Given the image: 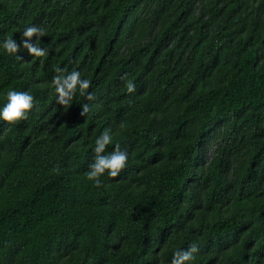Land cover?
Instances as JSON below:
<instances>
[{"label":"trees","instance_id":"trees-1","mask_svg":"<svg viewBox=\"0 0 264 264\" xmlns=\"http://www.w3.org/2000/svg\"><path fill=\"white\" fill-rule=\"evenodd\" d=\"M31 25L45 55L0 48V106L35 97L0 122V264H264V0H0V42ZM105 128L129 159L97 186Z\"/></svg>","mask_w":264,"mask_h":264},{"label":"clouds","instance_id":"clouds-1","mask_svg":"<svg viewBox=\"0 0 264 264\" xmlns=\"http://www.w3.org/2000/svg\"><path fill=\"white\" fill-rule=\"evenodd\" d=\"M43 34L44 29L37 25H31L24 29V38L19 42L13 37H8L0 42V48L9 55H15L17 59H21L18 55L21 49H27L31 55L43 56L46 54V50L40 48L33 40V37L39 39ZM54 84L59 102L65 105L71 104L77 91L83 94L91 86V82L82 78L79 71H73L65 77H56ZM132 90V84L129 82L128 91ZM34 104L35 97L30 92L9 90L6 93V102L0 106V122L15 124L26 120L30 110L34 108ZM84 108L87 111V105H84ZM113 141V133L109 128H105L95 140L93 149L95 155L89 166L90 170L87 173V178L97 186L105 174L113 178L118 177L127 166L129 154L126 149H122L119 144H116L113 150H107L108 146L113 144ZM199 251L200 249L196 244L190 245L187 249L178 250L172 264H192Z\"/></svg>","mask_w":264,"mask_h":264}]
</instances>
